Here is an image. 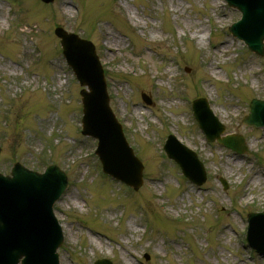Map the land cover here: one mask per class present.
I'll use <instances>...</instances> for the list:
<instances>
[{
    "label": "rangeland",
    "instance_id": "374dc122",
    "mask_svg": "<svg viewBox=\"0 0 264 264\" xmlns=\"http://www.w3.org/2000/svg\"><path fill=\"white\" fill-rule=\"evenodd\" d=\"M240 18L226 0H0V172L16 161L67 172L62 264H264L245 244L247 213L264 210V127L242 122L264 99V57L228 31ZM57 26L91 40L107 68L110 105L144 164L137 191L101 172L98 140L80 132L83 87ZM198 97L245 153L206 139ZM169 134L204 163L201 186L167 157Z\"/></svg>",
    "mask_w": 264,
    "mask_h": 264
},
{
    "label": "water",
    "instance_id": "95a60500",
    "mask_svg": "<svg viewBox=\"0 0 264 264\" xmlns=\"http://www.w3.org/2000/svg\"><path fill=\"white\" fill-rule=\"evenodd\" d=\"M50 2L53 0H44ZM243 12V18L231 30L246 41L259 55H264V0H229ZM62 37L67 60L82 85L84 102V133L100 138L99 154L105 172L118 177L136 189L142 184V164L128 147L121 125L108 105V94L103 68L94 46L77 35L57 28ZM204 101L198 119L210 140L219 138L223 128H212L211 111ZM251 113L244 119L248 125L264 126V101L254 99ZM215 120V119H214ZM219 141L242 152L246 147L243 138ZM169 156L175 158L186 175L201 184L206 175L195 153L181 145L174 136L165 146ZM12 176L0 173V264H59L57 248L63 241L62 231L53 213V203L67 185L66 176L56 166L48 167L44 174L29 170L16 163ZM249 240L264 252V212L249 215ZM96 264H111L107 260Z\"/></svg>",
    "mask_w": 264,
    "mask_h": 264
},
{
    "label": "bare ground",
    "instance_id": "6f19581e",
    "mask_svg": "<svg viewBox=\"0 0 264 264\" xmlns=\"http://www.w3.org/2000/svg\"><path fill=\"white\" fill-rule=\"evenodd\" d=\"M257 178H258L259 180L261 179L259 176H257ZM257 178H255V179H257ZM255 179H254V180H255Z\"/></svg>",
    "mask_w": 264,
    "mask_h": 264
}]
</instances>
